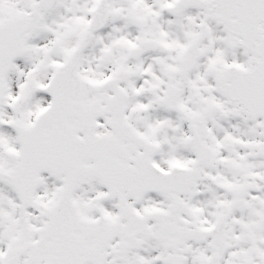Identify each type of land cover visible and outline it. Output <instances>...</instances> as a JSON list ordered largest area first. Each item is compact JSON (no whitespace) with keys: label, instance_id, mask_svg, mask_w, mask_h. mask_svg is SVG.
<instances>
[{"label":"snow or ice","instance_id":"6c2138e0","mask_svg":"<svg viewBox=\"0 0 264 264\" xmlns=\"http://www.w3.org/2000/svg\"><path fill=\"white\" fill-rule=\"evenodd\" d=\"M0 264H264V0H0Z\"/></svg>","mask_w":264,"mask_h":264}]
</instances>
